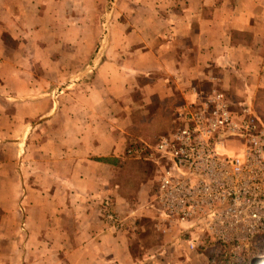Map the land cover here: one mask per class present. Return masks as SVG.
<instances>
[{"label": "crops", "instance_id": "0c3cea01", "mask_svg": "<svg viewBox=\"0 0 264 264\" xmlns=\"http://www.w3.org/2000/svg\"><path fill=\"white\" fill-rule=\"evenodd\" d=\"M82 69L85 92L52 97ZM211 92L231 110L259 105L264 0H0V264H161L165 252L131 251L160 213L153 166L136 210L116 175L136 116L157 110L167 134L180 106ZM172 225L159 245L190 228Z\"/></svg>", "mask_w": 264, "mask_h": 264}, {"label": "built area", "instance_id": "2783aa9c", "mask_svg": "<svg viewBox=\"0 0 264 264\" xmlns=\"http://www.w3.org/2000/svg\"><path fill=\"white\" fill-rule=\"evenodd\" d=\"M173 121L171 132L143 147V156L126 151L154 168L160 220L178 225L206 218L196 225L218 242L264 233V131L255 113L244 106L231 110L222 93L211 92L194 106H180ZM231 139L234 147L226 144ZM102 204L107 222L121 228L120 218L108 211L109 198ZM189 227L194 249L199 240Z\"/></svg>", "mask_w": 264, "mask_h": 264}, {"label": "rangeland", "instance_id": "374dc122", "mask_svg": "<svg viewBox=\"0 0 264 264\" xmlns=\"http://www.w3.org/2000/svg\"><path fill=\"white\" fill-rule=\"evenodd\" d=\"M73 40V37L68 36L67 41L69 43ZM79 72H82L81 77L76 81L68 82L73 78L72 77L67 79V84L65 85H52V97H60V90H66L67 93L85 92L86 88L90 84V73H87L85 69H82ZM74 73V70H68V75L71 76ZM135 95L137 96L138 94ZM251 107V110L255 113V115L257 114L256 116L258 117L261 128L264 131V96L259 102V105ZM156 111L157 110L153 109V113L148 117L136 116L134 118L133 126L130 127L129 134L132 136V144L128 149L136 151L140 156L144 155V151L143 147L141 148V145L138 142L145 141L150 144L149 146L154 144L164 134V130L162 128L165 121L168 122L169 120V118H165L157 114L159 112ZM150 179L151 167L137 155H133L131 157L126 155L125 162L120 164V170L116 175V183L118 184L117 192L119 193L120 198L126 201L127 208L129 210H136L139 206L140 208L141 206L144 207L145 202L143 196L149 190V185L151 184ZM105 197H108V195L104 194L101 197L102 202ZM205 219L206 218H202L198 219V221L194 220L190 222V230L194 233V235L197 234V238L199 240V245L194 249H191L189 248V245L181 242L182 240L186 241L189 239L186 233L187 227H184L183 229L181 228V234L185 236H181V238H179L181 241H178L176 247L174 245H169L170 243L159 245L162 241L161 238L163 236L165 237L173 230V225L164 223L159 217H157V219L151 216L143 218L140 222L142 223V226H144V229L142 231H138L136 229V236L133 239L134 241L131 243V251L134 256L143 251L165 252L166 254L164 259H160L161 264H264V233L252 235L243 242L239 243L218 242L204 236L201 227L196 225L198 222L203 226V220L205 221ZM119 220L122 222L121 219ZM187 225L188 224H178L179 227ZM175 249L178 251L176 252ZM189 253L193 254V258L191 256V258L185 260V262H182V260H177V262L173 263L171 261L169 262V260L173 258V255L185 254V256L189 257Z\"/></svg>", "mask_w": 264, "mask_h": 264}, {"label": "bare ground", "instance_id": "6f19581e", "mask_svg": "<svg viewBox=\"0 0 264 264\" xmlns=\"http://www.w3.org/2000/svg\"><path fill=\"white\" fill-rule=\"evenodd\" d=\"M259 262H261V261H259ZM257 264V263H256Z\"/></svg>", "mask_w": 264, "mask_h": 264}]
</instances>
